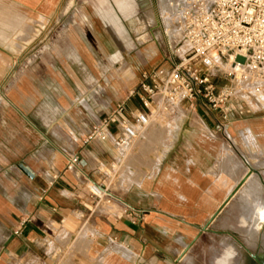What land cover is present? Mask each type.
<instances>
[{
	"label": "crops",
	"instance_id": "0c3cea01",
	"mask_svg": "<svg viewBox=\"0 0 264 264\" xmlns=\"http://www.w3.org/2000/svg\"><path fill=\"white\" fill-rule=\"evenodd\" d=\"M59 2L0 0L6 8L0 38L15 34V9L24 21L32 8L51 16ZM15 70L13 54L0 49V89L7 87L6 105L0 104V146L5 150L0 167L12 166L0 170V264L28 259L25 264H41L39 256L56 230L86 245L87 254L76 255L72 264H180L223 215L233 214L232 203L245 194L242 184L252 169L251 157L264 161V114L226 124L204 107L185 111L168 133L151 177L141 182L128 171L127 191L102 208L86 186L103 180L97 165L110 166L117 159L116 147L85 145L84 140L127 90L101 108L77 109L73 87L78 85L69 66L68 79L62 65L46 62L25 65L19 82ZM138 108L135 98L126 104L128 112ZM73 156L78 165L67 169Z\"/></svg>",
	"mask_w": 264,
	"mask_h": 264
},
{
	"label": "rangeland",
	"instance_id": "374dc122",
	"mask_svg": "<svg viewBox=\"0 0 264 264\" xmlns=\"http://www.w3.org/2000/svg\"><path fill=\"white\" fill-rule=\"evenodd\" d=\"M4 9L0 6V20L6 15ZM170 13L163 16L159 0H60L51 16L42 17L32 8L24 21L21 20L22 14L15 9V34L9 39L0 38V49L13 54L16 82L22 78L25 65L26 68L40 62L57 64V68L62 65L64 79L71 77L70 71H65L69 66L73 81L78 85L73 87L78 99L77 109L81 106L97 109L107 99L113 102L114 96H122L120 93L124 89L127 97L134 90H130L132 87L137 88L143 73L157 68L168 69L171 60L178 57L175 41L169 32L172 26ZM218 83L224 85L225 81L220 79ZM6 94L7 87L4 86L0 89V104L6 105ZM203 110L200 102H184L170 114L160 112L134 142L126 147H116V163L112 161L110 166H103V180L95 183L103 187L107 196L96 203L102 208L115 204L127 191L124 178L128 171L131 172L130 178L141 182L151 177L160 149L164 148L177 118L185 111ZM260 115L254 114L247 120ZM245 140L248 142L250 137ZM1 153L5 150L0 146ZM262 162L257 156L251 157L252 169L248 171L256 175L257 189L245 190L242 196L239 194V199L234 200L229 209L233 214L223 215L222 221L211 229L213 232L196 243L188 252L191 256L180 264H218L226 255L231 256V260L225 264H264V231L262 235L260 232V225L264 224ZM10 168L12 166H1L0 170ZM135 185L134 182L130 187ZM241 202L247 208H241ZM54 236L47 242L44 254L39 256L41 264H72L76 255L83 257L87 254L81 238L77 241L63 230H56ZM256 256L263 263L255 259ZM27 261L31 262V259Z\"/></svg>",
	"mask_w": 264,
	"mask_h": 264
},
{
	"label": "built area",
	"instance_id": "2783aa9c",
	"mask_svg": "<svg viewBox=\"0 0 264 264\" xmlns=\"http://www.w3.org/2000/svg\"><path fill=\"white\" fill-rule=\"evenodd\" d=\"M169 19L178 57L168 69L143 73L137 88L90 128L85 145L126 147L160 112L184 102H200L226 124L264 114V0H174ZM134 98L139 108L128 112ZM77 165L78 157L68 159L67 169ZM97 187L103 189L89 182L86 190L102 200L107 193Z\"/></svg>",
	"mask_w": 264,
	"mask_h": 264
},
{
	"label": "bare ground",
	"instance_id": "6f19581e",
	"mask_svg": "<svg viewBox=\"0 0 264 264\" xmlns=\"http://www.w3.org/2000/svg\"><path fill=\"white\" fill-rule=\"evenodd\" d=\"M159 9L161 10V13L163 14V16H165L164 14L169 13V11L171 12V9H172L171 0H159ZM164 21L167 22L166 17L164 18ZM258 185L259 183L256 179V175L253 172H248L243 179V184H242L243 188H245V190L247 191L254 190V189L256 190ZM98 192L102 194L106 193L104 189H99V188H98ZM263 231H264V224L261 223L260 225L261 235L263 234ZM256 259L259 262L263 263L262 261L259 260L258 256H256ZM228 260H231V256L226 255L224 258H222V260L218 264H225Z\"/></svg>",
	"mask_w": 264,
	"mask_h": 264
},
{
	"label": "water",
	"instance_id": "95a60500",
	"mask_svg": "<svg viewBox=\"0 0 264 264\" xmlns=\"http://www.w3.org/2000/svg\"><path fill=\"white\" fill-rule=\"evenodd\" d=\"M206 229L203 230V232L205 231ZM256 259V258H255Z\"/></svg>",
	"mask_w": 264,
	"mask_h": 264
}]
</instances>
